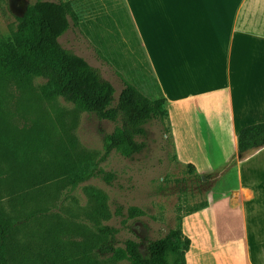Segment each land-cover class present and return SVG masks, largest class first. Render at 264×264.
Wrapping results in <instances>:
<instances>
[{"label":"rangeland","instance_id":"rangeland-1","mask_svg":"<svg viewBox=\"0 0 264 264\" xmlns=\"http://www.w3.org/2000/svg\"><path fill=\"white\" fill-rule=\"evenodd\" d=\"M33 1L0 0V37H12L18 16ZM75 8L83 25L72 26L60 37L63 47L85 58L104 80L114 85V104L127 79L148 92L140 73L151 79L150 85L154 84L153 74L125 1L80 0ZM41 82L42 79H36L34 87ZM8 86L0 103V202L6 214L17 221L12 242L25 263L52 245L71 250L75 242L96 236L97 225L119 230L116 245L123 246L126 239L133 238L146 253L152 240L176 228L181 218L207 203L208 196L227 182V170L219 172L222 174L216 182L211 181V176L191 173L177 159L175 145L164 125L153 120L146 124L147 134L142 138L145 147L140 153L127 158L114 151L100 162L114 174L111 182L92 178L74 190L58 181L35 185L18 172L11 150L17 139L38 128L53 134L58 144L74 139L76 147L72 151L100 160L105 135L120 121L77 111L64 99L42 100L36 88ZM92 189L106 196L109 218L99 210ZM131 206L141 208L144 214L130 217ZM217 218V222H210L222 238L229 231L228 222ZM227 262L237 264L234 254L228 255Z\"/></svg>","mask_w":264,"mask_h":264},{"label":"crops","instance_id":"crops-1","mask_svg":"<svg viewBox=\"0 0 264 264\" xmlns=\"http://www.w3.org/2000/svg\"><path fill=\"white\" fill-rule=\"evenodd\" d=\"M124 1L167 98L177 159L214 182L227 170L182 219L186 264H228L229 254L264 264V146L238 152L241 129L264 121V0Z\"/></svg>","mask_w":264,"mask_h":264},{"label":"trees","instance_id":"trees-1","mask_svg":"<svg viewBox=\"0 0 264 264\" xmlns=\"http://www.w3.org/2000/svg\"><path fill=\"white\" fill-rule=\"evenodd\" d=\"M78 1L35 0L18 16L12 37H0V103L8 85L23 90L36 88L42 100L52 102L64 99L77 111L94 113L114 122L120 121L111 133L105 135L100 160L72 151L71 148L76 147L74 139L58 144L53 134L38 128L12 144L18 172L24 179L35 185L63 182L72 190L92 178L111 182L114 174L101 166L100 162L114 151L127 158L140 153L145 147L142 138L147 134L146 124L149 122H161L166 134L170 131L167 98L154 76L150 62L154 84L150 85L151 79L145 73H140L149 91H144L140 85L127 79L118 102L114 104V85L104 80L85 58L63 47L60 37L72 26L83 25L75 8ZM99 53L104 57L101 51ZM36 79H42L43 82L34 87ZM263 146L264 121L241 129L238 136L240 157ZM235 161L236 158L226 168ZM187 168L196 174L194 164H187ZM91 192L101 213L109 218L106 196L94 189ZM143 214L141 208H129L130 217ZM16 227L17 221L6 214L0 202V264H106L123 260L129 261V264H186L185 254L191 243L182 230V218L176 228L152 240L146 253L133 238L126 239L123 246L116 245L119 230L109 225H97L96 236L84 242H75L71 250L58 249L52 245L44 252L34 254L29 263H25L12 242Z\"/></svg>","mask_w":264,"mask_h":264}]
</instances>
